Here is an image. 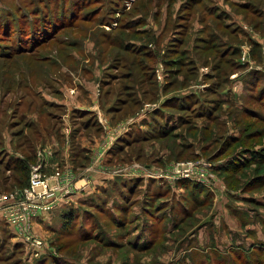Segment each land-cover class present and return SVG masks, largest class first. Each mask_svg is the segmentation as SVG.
I'll list each match as a JSON object with an SVG mask.
<instances>
[{"label": "rangeland", "instance_id": "1", "mask_svg": "<svg viewBox=\"0 0 264 264\" xmlns=\"http://www.w3.org/2000/svg\"><path fill=\"white\" fill-rule=\"evenodd\" d=\"M36 1L39 10L32 9L36 8ZM72 1L68 0L66 8ZM111 1L112 3L109 4L108 0H96L95 4L84 8V10L89 8L88 10L92 12L88 11L91 13L88 18L80 19L67 26L60 25L63 27L55 31L50 39L41 41L31 49L14 51V44H11L14 38L13 31L6 30L7 27L13 29L11 20L15 24H21L20 19L25 20L24 17L35 18V15L48 12L54 14L51 19H48L52 27L55 25V17H60L58 14L64 2L63 0H0V14L5 15L3 21L13 16L0 27V195L25 188L15 181L23 174L10 169L14 163L15 152L22 156L34 152L35 161L32 164L37 161L45 164L46 157L52 158L51 162L54 165H51L50 170H46L43 164L42 171L49 175H53L55 171L59 172L53 176L55 180H50L45 186V191L43 188L39 190V187L33 189L31 195L30 191H24L25 194L23 193L18 201L23 202L24 207L34 203L30 198L38 197V191L40 195L54 192L56 196H59L80 187L76 186V180L79 182L84 178L87 182L89 177L86 173L91 167L100 173L98 176L100 177L110 169L111 165L115 168L118 165L138 166L136 164L139 163L143 166L164 168L189 160H203L215 167L221 166V171L211 168L215 179L219 181V187L207 186L208 190L196 188L193 192L189 186L182 188L181 197L185 204V213L176 205L174 207L171 205L178 200L176 193L171 192L169 197L164 194L165 191L160 193V196L155 195L154 199H146V196H149L148 192L143 197L145 202L147 200L150 202L146 209L135 207L128 216L120 212L115 217L105 207L106 193H101L97 187V185L103 186L104 183L98 182L94 186L90 184L94 192L96 187L99 190L98 193H101V201H98L101 205H95V198L92 195L75 206L71 203L68 205L69 208L60 210L51 220V228L43 230L42 234L36 228L37 219L32 220L33 230L40 238L48 242L51 249L39 257L29 254L32 258L27 264H44L42 261L45 260L40 259L51 256L52 251L57 257L53 256L52 260L48 258L49 264H232V261L233 264H239L237 255L241 257L244 264H264V98L259 100L254 97L253 86V89L248 90L249 93L243 97L240 96L242 105L237 103L239 94H235L237 98L231 97L229 103L221 101L222 96L218 98L216 94L217 90L224 85V73L227 75L264 62L260 46L262 43L264 46V0H216V4H221V7L226 10H232L228 20L238 24L237 30L232 29V25L224 27L212 14L202 20L201 16L206 14L208 5L215 0ZM97 5H101L100 13L105 11V14H102L103 17L98 15ZM141 14L145 16L144 23L148 22V30L152 28L154 35H160L159 47H153L156 57L151 55L150 60L147 61L150 66L140 69L141 74L143 70H151L152 67L155 69L156 66H159L161 71L165 68L169 70L171 66H174L178 72L170 74L171 83L168 86V92L186 89L191 80L194 82L201 80L202 85H212L213 89L210 92L201 90V99L194 102L195 106L198 105L194 112L200 108H206L204 110L210 111L211 115L206 118L205 115H196L189 110L170 108L172 112L177 111L178 114L187 116L186 122L184 119L181 120L182 123L178 128L169 130L165 135H147L142 138V142L133 143L123 152H114V157L108 161L109 163L99 156V139L98 146L92 141L88 142L85 134L95 131L91 126L85 133L81 132L83 134L81 139L78 138L77 144L69 139L64 140V147L69 148L73 157L68 158V161L63 164L56 163L49 145L41 144L45 136L41 134L40 129L46 126L50 131H60L63 126L60 116L68 113V131L72 132L74 128H77L79 137L80 129L83 130L81 120L90 118L91 114L81 116L73 110L45 104L42 99L61 98L62 95L57 94L59 88L71 99L75 98V103L92 105L94 102L93 107H97L94 95L93 99H90L86 96L84 88L88 85L95 93L98 92L100 87L99 81L96 80L98 76L95 75V79L92 78V69L95 70L97 62L103 71L107 69L103 68L107 63H116L119 55L127 54L134 57L132 51L125 53L121 47L113 44V40L107 37L104 31L110 30L123 39L151 44L155 40L153 35L137 33L139 31H135L134 26L128 28L130 19L142 17ZM207 19L211 22L212 30H215L211 33L207 28L201 27ZM37 23L36 21L34 31L40 29ZM27 29L29 32L33 28ZM173 37L181 40L182 45L177 44L175 55L166 53L167 56H172L176 60L167 67L160 62L163 60L161 56L164 55L158 56L157 52H160L159 49L166 52L168 51L166 47L174 46V44L169 45L175 42ZM224 39L241 44L239 56L225 43L219 42ZM227 53H232L234 60L241 57L245 60V64L237 65L233 59L229 60L230 55ZM141 57L137 56V58ZM177 63H183L182 68H179ZM118 68V74L127 69L126 66L122 67V62ZM133 80L141 82L137 77L129 75L127 83L133 84L135 82ZM111 84L112 87L106 85L102 88L107 90L111 88L113 91V87L120 88L121 82L118 79ZM130 89L133 90L132 87ZM151 89L156 92L153 85ZM149 94L155 97L152 92ZM99 95L103 96L102 100L105 102V92ZM153 98L146 93L144 101L153 102ZM106 99H110L107 102L113 101L111 96H106ZM101 109L103 112L98 110L102 116L100 120L105 123L106 109ZM132 109V106H127L125 113H131ZM27 118L34 121L30 119L28 121ZM96 119L99 121L98 117ZM29 122L32 123L29 124ZM18 130L22 135L16 137L10 147L6 146L4 134L8 138L9 132L13 135ZM152 131L155 132L156 129L153 128ZM57 136V140L55 139L57 145L62 146L63 137ZM78 141H81V145L93 147L94 152H90L91 157L86 149L79 148ZM101 144L105 146V143ZM258 158L263 162L259 163ZM6 160H9L10 168L3 166ZM233 161H236L237 165H234ZM184 165L194 166V164ZM32 169L29 166L27 170L28 181ZM148 181L150 180L146 181L147 188L150 185ZM137 189L141 198L143 189L140 186ZM111 193L113 191H108V195ZM194 194L200 196L199 199L195 198L197 203L192 200ZM150 195L153 194L150 192ZM203 199L204 202L201 203L200 200ZM152 200L153 203H151ZM160 200H163V204L159 203ZM160 204L168 206L167 209L162 207L166 211H162L163 216L157 219L162 209ZM132 205L133 202L131 203L130 200L128 208L130 209ZM113 209L118 208L113 206ZM69 211H72L74 215V224L71 223L68 230L61 229L60 216ZM25 213L28 214V212ZM46 213L51 215V212ZM132 214L136 219H142L143 225L139 224L136 230L134 226L136 220L131 218ZM148 214L158 215H155L156 219L152 220ZM186 214L189 216H185ZM116 223L120 224L116 225ZM129 227L132 229L127 232L126 229ZM133 230L134 235H130ZM98 233L109 236L108 240H113V243H102ZM125 236H128L129 241ZM151 237L153 240H150ZM127 242L137 246L132 247L133 245ZM144 242L150 245L140 247V244ZM22 245L20 247H24ZM7 249L6 251L9 252L12 248ZM18 251L15 257L7 254V258L3 259L4 256L2 258L0 256V264H9L17 258L20 261L16 264H24L26 255L24 254L25 259L22 260L23 256L20 252L23 255V251ZM26 253L28 254L27 251ZM58 258L63 261H57ZM33 259L34 262H32Z\"/></svg>", "mask_w": 264, "mask_h": 264}, {"label": "crops", "instance_id": "2", "mask_svg": "<svg viewBox=\"0 0 264 264\" xmlns=\"http://www.w3.org/2000/svg\"><path fill=\"white\" fill-rule=\"evenodd\" d=\"M216 3L217 2L215 0L212 4L208 5V7L211 8L212 10H207L208 13L204 17L201 16L202 20L205 19L206 16L209 17L210 14H212L219 22H221L226 27L232 25L231 26L232 29L237 30L238 28L236 27L238 26V24L234 23L235 21L233 20H228L230 17L229 13L232 10L230 11L226 10L225 8L221 7L222 6L221 4L218 5ZM209 12H212V13H209ZM136 20L137 18H135V21ZM138 27L148 28V22L141 24ZM201 27L202 28L209 27L207 29L210 30V32L215 31V30H212L211 22L208 19L204 20L203 25ZM157 31H160V30H157ZM238 37L240 36L238 35ZM252 40L258 43L254 39ZM134 42L138 43L136 41ZM219 42L222 44L225 43L227 47L228 46L232 47V52L234 53L237 52L236 54L237 56H239V50L241 48V44H238L235 42H229L226 39H224L223 41H219ZM260 46L262 47L261 55L264 56L263 43ZM162 53L163 52L161 51V49L159 53L157 52L158 56L161 55ZM231 54H229L230 55L228 57L229 59H233L234 57L233 55L231 56ZM158 59L160 60L161 58H158ZM237 59H241V57H238ZM56 62H59V61H56ZM160 62H163V60ZM263 63H261V65H255L254 67L251 66L243 70H238L236 72L228 73L226 75L227 77L223 79V84H224L223 87L217 90L219 95L222 96L223 101L229 103L231 102V97H236L235 94H239V98H238L239 101H237V103L239 105H242L240 101V96L242 95L243 97L246 93H249L248 90L253 89V87H254V91H253L254 97L256 96L260 98L259 89L255 85L253 79L251 78V74L249 73L251 70H253L252 68H255V71L257 72H264ZM99 66L100 65H98V62H97V65H95L94 67L95 70L92 69V78L95 79L94 76L96 75L98 76L96 78V80L98 81L101 78V69L99 68ZM172 72L176 73L174 69L169 68V70H167V68H165V70L161 71L159 66L155 67L154 74H153L154 81L152 84H150V86L152 87L153 85V87L156 89V92L153 91L151 87L149 88L151 89L150 93L152 92L155 95L154 98L152 94H149L147 91H145L144 84L146 83H143L141 79H139L141 82H136L135 80L133 90L130 89L131 88L130 86H128L127 88H125L126 92L120 94L123 98L129 99V101L124 99L126 101H123L121 104L119 102L121 96L117 94L118 90L113 88V91H116V92L112 93L111 90H109L107 94V96L113 97V101L105 102L104 104L105 107L104 106L101 107L102 105V104L100 105L101 95H99L100 90H98V92L95 93L92 87L88 85L84 87L86 96H88L90 99L94 98L97 107H93L94 102L92 103V105L87 104V103L86 104L75 103V98L74 100L73 98L71 99L68 95H66L65 92L60 91L59 88H58L59 92L57 94L62 95V97L61 98L56 97L57 100H49V101L56 102L60 105H63V108L67 110L76 109V110H82L83 112H86V113L82 112L81 114H79L81 116L88 113V114H91V116H93L95 119L96 117H98L100 122L97 121V119H96V122L100 124V128L95 131H92L91 133H86L85 135H87L88 137V142L92 141L94 145L95 144L97 145V141L99 139V143H100L99 144L100 145L99 156L101 159H105L106 163H109L108 161H110L114 157L113 156L114 152L115 153L123 152L130 145H133V143L142 142L143 140L142 138H145V136L147 135L150 136L154 134L165 135L161 133L162 127H164L165 130H171L174 128L175 129L178 128L177 119H178L179 114L177 111L172 112L169 109L176 108V110H178L177 108L178 102L182 100L184 96H187V95L189 96L190 94H197L199 93V91L204 90L208 86L206 84L202 85L201 80H199L198 82H194V80H191L188 86L190 88L187 87L186 89H183V88L175 89L173 92H168L167 91L168 87H166V82L168 81L169 76ZM199 85L200 86L202 85V86L200 87ZM146 93L147 95L150 96V98L154 99L153 102L147 103L144 101L146 97ZM93 95L94 97L92 98ZM131 97H133L134 100L130 101ZM172 99H173V102H177V105L176 103L175 105H165L166 100H172ZM129 105L132 106L133 109L131 113H125L127 112L126 108ZM95 108H97V110ZM101 108L106 109L105 112L107 113V115L105 114L104 116L105 123H103L100 120V118L102 119V116L99 114L98 110H101L103 112V109ZM155 110L157 111V114H155ZM109 113H110V116H109ZM68 116H69L68 113L67 115L65 114V115L60 116V119L62 120L61 124L63 126L61 127V130L58 132L50 131L48 130V127H45V126H43L40 129L41 134L45 136V139L41 142V144L43 145L45 143L44 145L46 144L49 145V148L52 150V157L54 158V161H56V163H59V164H63L64 162L68 161V158L73 157L71 155V151L69 150V148L64 147V143H65L64 140L69 139V141L71 140L73 143L77 144L78 138L81 139L82 137L81 135L85 133L91 127V126L87 127L86 123H85L86 125H82L81 128H83V130L80 129L79 131L80 135L78 137L77 128H74L75 130L73 129L72 132L68 131L69 129ZM29 119L30 118H27L28 121L31 120ZM84 120H81V121H84ZM163 122H164V125H162ZM153 128L156 129L155 132L152 131ZM4 136L6 139L5 140L6 146L10 147V144L14 143V139L20 135L15 136V132L13 133V135H11V132H9L7 136L8 138H6L5 134ZM56 136L63 137L62 146L59 144L57 145ZM28 139H32V138H28ZM78 143L80 144L79 148L84 149V150L86 149V152L91 157L90 152L91 153L94 152L92 150L93 147L91 148L90 146H85L84 144L81 145V141H78ZM101 143H105V146H102ZM14 154H15L13 156L14 158L23 157L22 155H20V153L15 152ZM44 160L46 161L45 164L43 162L44 168L46 170H50V167H52L51 165L53 164L51 162L52 158L49 159V157L48 158L46 157V159ZM136 165L138 166L118 165L115 168L112 167L113 165H111L109 166L110 169L106 170L104 175L102 174L103 176H100V177H98L100 173H97V171L93 167H91V169L86 173L88 174V177H89L87 182H85L84 178L80 180V181H83L82 183H79L80 181L77 182L76 180V183H75L76 186L78 185L80 187L78 188L76 187L74 192L71 195H69L64 200H61L62 202H60V204L56 207V209L51 212V215L49 213L43 212L42 214L38 216L36 220L37 230L42 234L44 233L42 232L43 230L47 228L50 229L51 220L56 217V215L60 212V210H62L63 208L66 209L65 207L69 208L68 205H70L71 203L73 204V206L77 205L78 202L86 200L89 195L90 196L92 195L95 198L94 202L96 206L101 205V204H98L99 203L98 201H101L100 200L101 193H104V192L107 195L106 198L104 199L105 207L115 217H117L118 213L120 212L128 216L130 211L132 213L135 207L142 209L143 203L145 202V198L143 197H145L148 192H153V191L158 192L163 187L169 189V192L167 193L169 197L171 196V192L172 193L175 192L176 195L178 196L177 197L178 200L176 202L171 203V205H173L172 207L176 205L177 207L183 208V210H186L185 204L184 202H182L183 198L181 197V194H182L181 190L183 187L178 186V185H173V182L170 180H167L161 177H156V175H154V172H155L154 167H149V165L143 166V164L140 165L139 163ZM147 180H150L148 181V184L150 183L149 188L146 187ZM98 182L104 183L103 186L97 185L98 189L101 192L100 194L98 193L99 190L96 187H95V192H94V189H92V187L90 186V184H93L92 186H94ZM139 186L142 187L143 189L141 198L139 197L140 194H138V189H137ZM184 188H187V187H184ZM110 190L113 191V193H111V195H108V191ZM124 197L126 199H124ZM154 197L155 195L153 196V199ZM146 199H147V196H146ZM130 200H131V203L133 202V205L130 206V209H129L128 203ZM182 203L184 204L183 206H182ZM113 206L117 207L118 209H113ZM167 206L168 205L165 206L166 209H167ZM164 211L166 210L164 209ZM132 215L133 216L131 218L134 219L137 213H135V215L134 214ZM63 216L64 214H62V217L60 216L62 220L58 219V221L59 220L61 221V225L63 224V218H64ZM135 220L136 222L134 223V226H136L135 227V230H136L138 228L137 226L139 224L143 225V223H142V219L140 218H137V219L135 218ZM129 229H132V227H129ZM133 233H134V230L131 231L130 235H134ZM125 237L126 239L128 238V236H125ZM18 243H20V241H18V239H16L13 236L10 226L7 225L3 221L0 215V254L4 256L3 259H6L7 254L10 255V257L11 256L15 257L17 255V251L22 250L23 255L21 252H20V255L23 256L22 260L25 259V255H26V260H24V264H27L29 259L32 257L29 254H27L26 249L24 247H20ZM8 247L12 248L11 250H9V252L6 251L8 250L7 249ZM47 250H48L47 248L43 249L42 254H44ZM34 259L32 262H34ZM13 263L16 264L17 262L15 261V262H12L11 264Z\"/></svg>", "mask_w": 264, "mask_h": 264}, {"label": "trees", "instance_id": "3", "mask_svg": "<svg viewBox=\"0 0 264 264\" xmlns=\"http://www.w3.org/2000/svg\"><path fill=\"white\" fill-rule=\"evenodd\" d=\"M99 1V0H98ZM64 4H63V8L60 9L61 12L60 14H58V16L60 17H55L54 19V26H50V23L48 22L49 20L48 19H51L54 15V14H50L48 12H44L43 14H39V15H35V18H32L31 16L29 18L27 17H24L25 20H22L20 19L21 21V24H15L14 21H12L11 19L13 18V16L11 14V19H8V20H11L12 22V26H13V29H10L9 27L6 28L7 31H10L12 32L13 31V40L11 44H14V51H21L23 49H31L33 48L36 44L40 43L41 41L45 40V39H50L54 34H55V31H57L59 28L63 27V26H60V25H64L66 24V26L70 23L74 24L76 23L78 20L80 19H86L88 18V16L91 15V10H84V8L88 5H92V4H95L96 0H73L72 2L69 3V6L66 8V3H68V0H63ZM108 3L111 4L112 1L111 0H108ZM240 3H243V2H240ZM36 8H32V9H36V10H39V6L37 4V1H36ZM111 7V6H110ZM3 10H5L4 8H2ZM97 10H98V15H102V14H105V11L101 12L100 13V10H101V5H97ZM207 10H212L211 8H207ZM206 10V14L208 13V11ZM214 10V9H213ZM88 11H90L91 13H89ZM209 13H212V12H209ZM205 14V15H206ZM142 15V14H141ZM204 15V16H205ZM26 16V15H25ZM203 16V17H204ZM103 17V15H102ZM143 17V18H142ZM141 16H138L137 20L135 21V19H131L129 24H128V28L129 27H133L134 29H136L135 31H139L137 33H149L151 35H153V37H155V40L151 43L153 44V46L149 45V43L147 42H138V43H135L134 41H132V39H123L121 37H119L118 35L116 34H113L112 32H106V36L111 38L113 40V44H115L116 46H119L122 48V50L127 53L128 51L129 52H133L134 54V57L132 56H128L126 54V56L124 55H119V60L116 61V63H107L103 68H107L106 70L104 69L103 71L101 70V78L99 79V90H100V93H104L105 92V102H107V100L109 99H106V96L109 92V90H111V92H116V91H112L111 88H109L108 90L107 89H104L102 87L104 86H108L112 87V82L114 80H120L121 84H120V88H118L117 90V94H122L124 92H126L125 88H127L128 86L130 87H134V83L133 84H130V83H127V80L129 79V75H133L135 77H137L138 79H141V81L143 83H146L145 84V91H147L148 93H150V84L153 83V74H154V68L152 67L151 70H143L142 74H141V70L140 69H143V68H147L149 67V63L147 62L148 60H150L151 58V55L153 54L154 57H156V54L154 52V49L153 47H156L158 48L159 47V42H160V35H154L152 33L153 29L150 28L148 30V28H140L138 27L139 25L141 24H144V21H145V16L142 15ZM3 18H5V15H1L0 14V27L3 25V23H6L8 20H5L3 21ZM38 22L37 24L40 25V29L38 31H34L35 28L34 26L36 25L35 22ZM141 22V23H140ZM135 24L137 26H135ZM25 25V26H24ZM224 27H226L225 25H223ZM27 28H33L32 31H29L28 32V29ZM206 28V27H205ZM209 28V27H207ZM209 33L210 30H208ZM209 35V34H207ZM173 39L175 40V42H171L169 45L171 44H174V46L172 47H166V52H163L161 55H164L163 57L161 56V58L163 59V63L165 66H169L170 63H175L176 60L172 57V56H167V54H173L175 55L177 52V44H179L180 46L182 45L181 40H179L177 37H173ZM23 41V42H22ZM74 41V40H73ZM178 41V42H177ZM73 43V42H72ZM176 45V46H175ZM229 47V46H228ZM126 49V50H125ZM180 49V48H179ZM230 49H232V47H230ZM160 50V49H159ZM120 54H124V53H120ZM8 55V54H6ZM142 56L141 58H137V56ZM229 60H232V59H229ZM234 60V59H233ZM120 62H122V67H125L126 66V71L124 72H120L118 74L117 70H119L118 67H120ZM234 62H237V65H243L245 64V61H241L240 59H237V60H234ZM179 66V68H182L183 66V63H177ZM170 69H174L175 72H178L177 68H174V66H171ZM253 71L250 73L251 74V78L253 79L255 85L258 87L259 89V92H260V100L261 98L264 97V72H257L255 71V68H252ZM136 72V73H135ZM104 73V74H103ZM224 73V71H223ZM122 77V78H121ZM227 76L223 75V79H225ZM135 81V80H133ZM170 81L168 79V81L166 82V87H168L170 85ZM147 85V86H146ZM114 88V87H113ZM213 89V86L212 85H208L204 90L206 91H211ZM263 93V95H262ZM218 98H219V93L218 91L216 92ZM121 96V95H120ZM256 97V96H255ZM103 96L101 95V104L104 106L105 102L104 100H102ZM258 98V97H256ZM126 98H123L121 96L119 102L120 104L123 102V101H129V99H126ZM201 99V94H200V91L199 93L197 94H190L189 96H184V98L182 100H180L178 102V105H177V102H173V99L172 100H166L165 101V105H177V108L178 109H183V110H186V111H190V113L194 112V109L196 107H198V105L195 106L194 102L197 101V100H200ZM47 100V99H46ZM44 98L42 99V102L45 103V104H48V105H51L53 107H61L63 108V105H60L56 102H52V101H49L47 100L46 101ZM134 100L133 97L130 98V101ZM223 101V100H221ZM104 103V104H103ZM132 104V103H131ZM64 109V108H63ZM206 108H200L199 110H197L196 112H194V114L196 115H205L206 118H209V116L211 115L210 114V111L208 110H204ZM73 111H75L76 113L78 114H81L83 111L82 110H76L74 109ZM155 112H157L155 110ZM83 113H86V112H83ZM156 114V113H155ZM53 116V115H52ZM182 116V118H181ZM179 122H178V127L181 125V120L184 119V122H186L187 120V116L184 117L183 115L179 114ZM88 119V120H87ZM33 122V120H31ZM32 122H29L32 123ZM84 124L83 125H86L87 127L89 126H94L95 130L99 129L100 128V124L96 122V119L91 116L90 118H86L84 121H82ZM183 122V123H184ZM86 123V124H85ZM28 124V125H29ZM162 125H164V122L162 123ZM46 127V126H45ZM169 130H165L164 127L161 128V133L165 134L166 132H168ZM20 130H18L17 132H15V135L18 136V135H22L20 134ZM28 141V140H27ZM258 161H260L259 163H262L263 160H260L259 158L257 159ZM35 161V153L33 152L32 154H29V155H24L22 158H14V163H13V166L10 168L9 167V160H6L4 161V167H9L10 169H13L14 171H19L23 174V176L20 178V179H16V183L19 184V186H26L28 184V176H27V170L30 166L31 163H33ZM1 163V162H0ZM2 163V164H3ZM234 165H237V162L236 161H233L232 162ZM211 165V164H210ZM211 168H215V170L217 171H221V166H217L215 167V165H211ZM15 183V182H14ZM173 185H178V186H181V187H188L190 188V190L193 192V190L195 191L196 188L197 189H209L206 185H203V184H200V183H197V182H194L192 180H187V179H184V178H178L176 180L173 181ZM130 191V190H129ZM166 191V192H165ZM169 189L168 188H164L163 190H159L158 192H155L153 191V193L151 192V194L153 195H156V196H160V193H164L165 195H167ZM210 191V190H209ZM155 192V193H154ZM153 195H150V192H149V196H147V199H153ZM198 195V194H197ZM194 194V197L192 196V200L197 203L196 199H199L198 196H196ZM196 198V199H195ZM204 198V197H203ZM124 199H126L124 197ZM201 199V198H200ZM163 200H160L159 203H162ZM201 203L204 202V199L203 200H200ZM148 200L146 202L143 203V208L146 209L148 207ZM183 202V201H182ZM150 203V202H149ZM153 203V200L152 202ZM163 204V203H162ZM160 204V208L164 207V205ZM184 204L182 203V206ZM162 208L160 211V215L158 216L157 219H160V216H163V213L162 211H164ZM182 209V212H186V210H183ZM147 214V213H146ZM150 216V218L152 220L156 219L155 215H158V214H148ZM73 213L72 211L68 212L67 214H64V218H63V224L62 226L60 227L61 229H64V230H68L67 228H69V226L74 224V219H73ZM185 216H189V215H185ZM120 223H116V225H119ZM124 224V223H122ZM126 225V224H125ZM130 229L127 228L126 231L128 232ZM126 232V233H127ZM99 236H100V241L104 244H112L113 243V240H108V237L107 236H104L103 233H98ZM90 236L92 237V235L90 234ZM107 237V239H106ZM154 237V236H153ZM152 238V237H151ZM128 241H129V238H127ZM150 240H153L150 239ZM146 242L144 243H141L140 244V247H144V246H148L150 245V243L148 244H145ZM19 245H21L20 243H18ZM127 244L129 245H133L132 247L134 246H137L136 244L134 245L132 242H127ZM19 252V251H18ZM51 256H47L46 259H40V260H45V261H42L44 264H49V259L48 258H51V260L53 259V256L54 257H57L55 255H53V251L52 253H50ZM1 258L3 257L1 254H0ZM39 257V256H38ZM4 258V257H3ZM16 259V258H15ZM236 259H238V262L239 264H244L241 257L239 255L236 256ZM19 262L20 260L17 258L16 260H14V262ZM57 261H63L61 258H58ZM13 261H11L9 264H11ZM65 263V262H64ZM232 264H233V261H232Z\"/></svg>", "mask_w": 264, "mask_h": 264}, {"label": "built area", "instance_id": "4", "mask_svg": "<svg viewBox=\"0 0 264 264\" xmlns=\"http://www.w3.org/2000/svg\"><path fill=\"white\" fill-rule=\"evenodd\" d=\"M184 164H194V166L189 167ZM30 166L33 169L28 184L23 190H14L0 195V215L3 221L10 226L13 236L23 244L28 254L40 256L43 253V249L47 248L50 250L51 248L48 242L40 238L33 230L32 220L37 219L43 212L46 213L55 210L60 202H62L61 200L71 195L75 189L59 196H56L54 192H47L46 194L43 193L40 195L41 193L39 194L38 191V197L31 196L30 198L31 202L34 203L28 207H24L23 202H18L19 198H22L23 193L25 194V192L30 191L29 194L31 195V191L37 187H39V190L43 188V191H45V186L50 180H55L53 176L59 173L55 171L53 175H49L43 172L41 167L43 163L39 161L35 162V164L31 163ZM154 175L172 182L178 178H184L209 186L210 188L219 187V181L215 179L211 172V165L203 160H189L175 166L155 168ZM25 212H28V214Z\"/></svg>", "mask_w": 264, "mask_h": 264}]
</instances>
